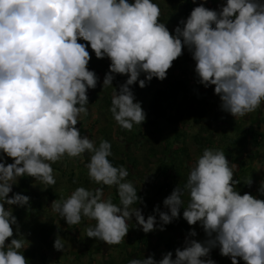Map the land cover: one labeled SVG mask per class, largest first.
<instances>
[{"label": "clouds", "instance_id": "obj_1", "mask_svg": "<svg viewBox=\"0 0 264 264\" xmlns=\"http://www.w3.org/2000/svg\"><path fill=\"white\" fill-rule=\"evenodd\" d=\"M195 3V0H193ZM160 8L153 0H0V264H28L22 251L28 242L13 237L17 224L11 206L28 205L29 197L13 194L18 178L29 176L55 185L52 164L91 153L85 164L89 180L100 187L76 188L66 199L52 202L51 210L70 226L82 218L94 221L88 238L106 245L124 241L128 221L135 218L144 233L154 230L155 215L144 218L133 184L124 166H113L111 144L99 146L76 125L88 115L87 91L98 77L87 65L89 51L110 60L103 88L114 74L127 80L112 93L109 112L122 129L131 131L145 121L140 103L134 102L133 84L144 88L153 78L164 80L172 62L187 47L195 61V74L205 88L214 86L221 109L235 119L256 111L264 103V0H226L219 11L201 4L174 35L158 22ZM79 40L87 42L79 43ZM144 74V79H138ZM222 150L206 148L191 166L186 182L163 200L167 212L154 208L159 231L179 216L188 225L199 223L206 239L185 238L184 247L156 261L153 256L128 264H214V248L231 264H264V200L235 190L234 170ZM244 184L251 185V180ZM103 186H115L119 205L104 199ZM46 189V188H45ZM259 194L264 195V182ZM188 197L187 204L182 199ZM8 205L9 207H5ZM197 233L191 231L189 237ZM57 237L53 247L63 248Z\"/></svg>", "mask_w": 264, "mask_h": 264}, {"label": "trees", "instance_id": "obj_2", "mask_svg": "<svg viewBox=\"0 0 264 264\" xmlns=\"http://www.w3.org/2000/svg\"><path fill=\"white\" fill-rule=\"evenodd\" d=\"M153 2L158 5L157 1L153 0ZM197 6L199 5L193 3L192 0H163L162 10L165 11V13L162 14L160 12L161 15L158 22L161 23L162 20L167 22L169 20L174 24L179 18L186 21L191 11ZM177 26L182 28L183 24L179 23L176 27ZM78 42L82 43V41ZM86 43L87 42L83 41V44ZM87 50L91 56L87 68L88 70L93 71L98 77L97 81L103 84L105 74L108 73L109 70L110 60L107 57L97 59L90 49V46H88ZM182 52V57H178L175 61V64L178 65L176 68V73L178 72V75L176 74V76H173V74H170L169 78L171 81L169 80L165 85H161L160 80L153 78L150 82H147L144 88H140L138 82L130 86L135 97L134 102L140 103L142 110L145 113V121L143 124L145 132L137 130L136 133H133L122 129L116 124L109 112L112 93L114 89L119 91V86L128 78L126 75L121 76L119 74H114L112 85L109 87L110 93L101 95L99 100H95V97L90 96L87 93L88 102L97 106L96 123L102 124L100 125L101 137L96 139L98 140V142L95 143L96 146H99L101 139L109 142L110 134H112V127L115 126L116 139L122 144V149H113L114 147L112 146V155L108 157V159L113 166L118 167L124 165L128 169L130 174L126 179L133 184L138 197V202L133 204L132 207L146 203L150 208L149 216L155 215L158 221V231L154 234L144 235L142 233H134L131 235L128 232L124 237L123 242L118 245H112L111 253L104 254L105 256H103L102 264H128L129 260L140 258L132 251L133 249H139L140 247L143 250L148 251L149 256H153L154 259L159 253L166 254L172 252L174 255V247L171 243L170 233L178 230L188 235V233L191 232L188 223L183 219V214L181 213H179V216L172 220L171 223L163 226L164 231H159L161 224L159 214L154 212V208H157L154 199L158 194L168 193L175 189V185L182 187L186 182L187 174L181 175L180 171L183 168V160L189 156L185 148L173 149L177 144V138L181 137L184 139L183 133L176 132V126L184 127L188 122H192L194 125L200 124L198 131L192 135L191 139L195 146V151L199 155H202L204 150L203 146L209 144L208 140L211 138V136L208 135V138L204 139V136H207L209 128L213 122L218 120V118H207V120L204 121L210 110L206 101L208 91L207 89H203V85L196 84L197 81L193 86H188L186 79V64L191 62L194 65L195 61L192 59L191 53L188 51L187 47H184ZM138 79H144V74H141ZM101 87L102 86L97 84L95 89L99 90ZM86 118L87 117H84V119ZM172 126L173 128L171 129L170 127ZM144 133H146L145 136H143ZM245 136H248L255 146L258 145L259 134L255 131L248 128L241 138H244ZM236 143L237 141L232 140L230 141V146H233ZM132 145L137 146L139 151H142L141 161L145 163V166L150 160H153V162L156 163L157 176H162V181L156 182L152 185L146 184L148 187L146 185L144 187L136 182L140 177L135 176L134 173L137 170V159L134 151H132ZM224 153L226 156L227 151H224ZM90 155L91 153L88 156L83 157L81 160L78 158L72 159L71 163L77 171L74 173L71 170L67 175L65 172L64 176H67L66 186L70 194L78 187H84L90 190L100 187V185L91 182L87 175L85 164L89 161ZM64 159L65 160L62 161V164L65 165L66 169V167L70 165V162L67 161L69 158L66 157ZM52 168L53 171H60L57 163L52 164ZM62 173L64 174V169ZM60 176L61 175H59V177ZM177 178H180L179 181H177ZM233 179L237 180L235 175ZM31 183V177H20L17 184L9 193L11 197L13 194L25 195L29 197V203L23 207H17L15 205L11 206L12 214L16 217L17 224L12 226L13 237L6 241V244H8L11 239L23 236V238L29 243L28 247L22 251L28 264H34L36 261L44 262L46 259L44 247H46L47 242L55 236V234L61 233L58 225L60 217L56 213L50 215L44 213L41 203V198L43 196L48 200H52L53 198L61 199V194L56 190L59 188L58 179L56 180L55 185L51 186L38 182L37 187H32ZM237 185L244 188L242 183H238ZM103 189H108V186H103ZM109 189L112 193V202L119 205L117 188L112 186L109 187ZM159 211L167 212L163 210ZM199 230L201 231V229ZM84 231H86V229ZM201 233L203 234L204 232L201 231ZM79 239L83 240L81 245L85 246V251L79 252L78 250V252H72L75 260H79L80 257H89L94 254V251L99 253L97 252V248H95L97 243H93L96 242L95 238H88L85 235L84 238L81 237ZM114 250L117 251L116 255L113 253ZM69 253L70 252L64 251L62 255L66 258ZM159 260L161 259H156V261ZM55 262L57 263V260H55Z\"/></svg>", "mask_w": 264, "mask_h": 264}, {"label": "crops", "instance_id": "obj_3", "mask_svg": "<svg viewBox=\"0 0 264 264\" xmlns=\"http://www.w3.org/2000/svg\"><path fill=\"white\" fill-rule=\"evenodd\" d=\"M158 2L160 12L163 14L165 11L162 10V1L163 0H155ZM193 1V0H192ZM129 3H133L134 0H128ZM195 3H197L199 6L203 4V6L210 10L219 11V9L226 4V0H221L217 2H213L210 0H195ZM181 21H183L181 18L177 19L176 23L172 24L169 20L166 22L162 20L161 23H164L167 29L169 30L170 34H175L174 29L176 28V25H178ZM176 61V60H175ZM175 61L172 62V66L170 67L173 71V76H176V67H175ZM174 64V66H173ZM198 85H201L198 81ZM207 104L209 110L208 116L205 117L204 121L208 119H215L218 118L217 121H214L213 124L209 128V132L207 136H204V139L208 138V135L211 136V138L208 140L209 144L203 146V149L211 148L213 150H222L227 151V155L225 156L226 159L229 161L230 164H236L238 167L234 170V175L236 176L237 180L244 185V188L239 187V185L236 184L235 190L239 192L240 195H243L245 193H249L252 196H254L257 199L264 200V195L259 194V188L261 186V183L264 182V103L261 104V107L258 108L256 111L247 114L246 116L242 118L235 119L233 116H231L229 113L223 111L221 109V101L219 96L214 94V86H209L207 88ZM90 111H93L89 109ZM91 112L88 111V115L90 116ZM88 115L86 117H88ZM95 119L97 118V114L94 113ZM92 116V115H91ZM96 121V120H95ZM203 121V122H204ZM200 125V124H199ZM199 125H194L192 122H188L185 124L184 127L176 126V132H180L184 134V139L177 138V144L173 147V149L177 148H187V130L189 126L194 129V132L192 135H194L198 131ZM175 127V126H174ZM171 129L173 128L170 127ZM169 128V129H170ZM252 129L257 134H259V143L257 146H255L250 138L248 136H245L244 138H241V136L246 133L247 129ZM191 135V137H192ZM237 141V143L233 146H230V141ZM205 141V140H203ZM208 146V147H207ZM235 150H239L241 153L235 155ZM193 155H190L188 152V158L183 160V168L181 169V175L182 174H189L190 167L193 165V162L196 161L201 155H199L195 151V146L193 149ZM90 154V153H89ZM86 157V156H85ZM190 165V166H189ZM186 167V169H185ZM188 167V168H187ZM62 168H60L61 171ZM55 171V170H54ZM240 171V172H239ZM245 171V172H244ZM180 178H177V181H179ZM251 180V185L244 184L245 180ZM57 180V179H55ZM187 180V177H186ZM156 183V182H155ZM145 187V186H144ZM177 186L175 185L174 188ZM173 191V190H172ZM172 191H169L168 193H160L158 194L154 201L155 205L159 208V210L168 211L163 205H159V201L157 200L159 196H166L170 195ZM104 199L112 198L111 190L106 189V191L103 192ZM107 194V195H106ZM105 195L107 196L105 198ZM109 195V196H108ZM62 198V196H61ZM187 196L185 195L182 197V199L185 201V205L187 204ZM55 199L48 200L46 197L41 198L42 203V210L44 213H51V204ZM132 207V206H131ZM136 208H142L141 212L145 213V216H149V205L146 203H142L141 205L138 204L137 206H134ZM183 207H181L180 212L183 214ZM53 213V212H52ZM61 225V221L58 223ZM94 225V221L88 220L86 217L82 218V221L79 225L70 226L72 229H74V234H77L79 230L84 231L90 226ZM191 231H195L197 235L195 237H189L186 233L182 231H174L173 233H170L171 236V243L173 244V258L175 259V250L177 248H180L181 250L184 247L185 238L188 239H194L198 242H203L206 239L205 234L201 233L203 229L199 225V223L195 225H189ZM196 227V228H195ZM67 228V227H66ZM130 228V227H129ZM155 231L152 233H142L144 235H150L154 234L158 231V221L156 219V226ZM201 229V231L199 230ZM128 233V232H127ZM49 242V241H48ZM47 242L46 246L49 244ZM29 244V243H28ZM135 245V244H134ZM133 245V246H134ZM111 247V246H110ZM136 252V255H138L140 258H148L149 256L148 251L143 250L141 247ZM162 253H159L157 256H155V260L162 259L163 258ZM201 259L207 260L211 259L214 261V264H231V259L229 257H224L219 254V248H214L210 251L209 256L202 257ZM238 259V264H244L242 260Z\"/></svg>", "mask_w": 264, "mask_h": 264}, {"label": "rangeland", "instance_id": "obj_4", "mask_svg": "<svg viewBox=\"0 0 264 264\" xmlns=\"http://www.w3.org/2000/svg\"><path fill=\"white\" fill-rule=\"evenodd\" d=\"M210 1H213L215 3V2L221 1V0H210ZM79 41L80 42L82 41V44H83V40H79ZM182 54H183V52H182ZM181 57H182V55H181ZM173 66H174V64H173ZM175 67L177 68L178 65L175 64ZM193 68L195 69V64H194ZM170 74H173V71L171 68L167 70L166 78L164 80L160 81L161 85H165L169 80L171 81V79L169 78ZM177 75H178V72H177ZM196 81H198V79ZM97 84L102 86L101 89L96 90L94 88V89H89L87 91V93L90 96L95 97V100H99L100 96L103 94H109L110 93L109 87L103 88V84L99 83L98 81H97ZM86 106L88 107V109H91L93 111L89 110V112H91V113H89L90 116L88 115V117L86 119H84V117H82L81 120L79 121V123L76 125V127L80 129L82 136L87 135L90 140L97 143L98 140H96V139L97 138L99 139L101 137V129H100L101 126L100 125H102V124H97L95 121L96 119H95L94 113L97 112V106L94 104H90L89 102H88V105H86ZM143 124H144V122L140 126L134 125L131 132L136 133L137 130L145 132ZM186 130H187V135H188L187 141H186V143H187L186 150L190 155H193L194 144L192 142L191 135L194 132V129H192L189 126L188 128H186ZM115 132H116V129H115V126H113L112 127V134H110V138H109V143L111 144V147L112 146L114 147L113 149L120 150V149H122V146H121L122 144L119 143L118 140L116 139ZM145 135H146V133H144L143 136H145ZM132 151H134L136 159H137V170L134 173H135V176L140 177V179L138 178V180L136 182L145 186L146 184L152 185L155 182L162 181V176H159V177L157 176L156 163H154L153 160L152 161L150 160V162L146 163L147 165L145 166V163L143 161H141L142 160L141 159V152L142 151H139V149L135 145H132ZM240 153L241 152L239 150H235V155L240 154ZM88 155H89V153H85V154H83L82 157H80L78 159L81 160L83 157L88 156ZM0 160H3L5 165L13 162L10 158L4 156L3 153H0ZM64 160L65 159L57 162L58 167L62 168V169L59 172L53 171V175H54L55 179H58V187L59 188L56 189L57 192H59L61 194L62 198L66 199L68 196H70V193H69V190L66 186V177L67 176H64L65 172L67 175L71 170L74 173L77 170L74 168V165L71 163L72 159L67 160L70 162V165L68 167H66V169H65V165L62 164V161H64ZM63 169H64V174L62 173ZM185 169H186V167H185ZM190 169H191V167H190ZM59 175H61V176L59 177ZM18 180H19V178H18ZM18 180H17V182H18ZM31 180H32V183H31L32 187H37L39 181H35L34 178H32V177H31ZM125 182H128L127 179ZM15 185H13L12 188H14ZM104 191H106V190L103 189V192ZM106 195H105V198L107 197ZM7 198H11V195L8 194ZM165 198H166V196H159L158 197L157 200L159 201V205H163V200ZM55 200H57V199H55ZM6 207H9V206L6 205ZM139 209L142 210V208H139ZM52 212L53 211L51 210V213H48V215L54 214V212L53 213ZM142 215L144 216L146 214L142 213ZM147 217L145 216V219H147ZM60 221L62 224L61 225L58 224V225H59L61 233L55 234V236H53L49 240V242H48L49 244L46 247H44L45 248V257H46L45 261L44 262L36 261L34 264H102L103 256H105L104 254L111 253L112 248L109 245H106L104 242L96 239V242H93V243L94 244L97 243L95 248H97V252H99V253H96V251H94V254H92L89 257H86V256L80 257L79 260H75L72 252H78V250H79V252L85 251V246L81 245L83 243L82 242L83 240L79 239V238H81V237L84 238L86 235V231L79 230V232L77 234H74L75 230L72 229L71 227H68V225L66 224L64 219L60 218ZM155 226H154V228H155ZM66 227L68 228V230ZM128 227H130L128 232L131 235L134 233H144L142 231V229L139 227V225L136 224L135 218H132L128 221ZM154 231H152V232H154ZM152 232H149V233H152ZM57 237L62 239L61 242L63 244V248L61 251H57L53 247L54 241ZM80 240H81V242H80ZM64 251L70 252L69 254H67L66 258H64L62 255L64 253ZM132 251L134 254L136 252H138V250H136V249H133ZM113 253H115V255H116L117 251L114 250ZM55 260H57V263L55 262Z\"/></svg>", "mask_w": 264, "mask_h": 264}, {"label": "built area", "instance_id": "obj_5", "mask_svg": "<svg viewBox=\"0 0 264 264\" xmlns=\"http://www.w3.org/2000/svg\"><path fill=\"white\" fill-rule=\"evenodd\" d=\"M193 64L190 62H188L186 64V71H187V74H186V79H187V84L188 86H193L195 83H196V80H197V77H196V74H195V71H194V68H193Z\"/></svg>", "mask_w": 264, "mask_h": 264}]
</instances>
